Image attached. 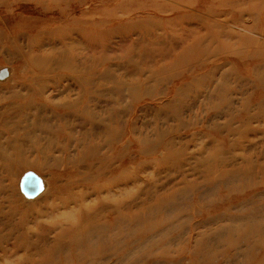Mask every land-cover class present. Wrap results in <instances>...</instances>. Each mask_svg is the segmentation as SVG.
<instances>
[{
	"label": "rangeland",
	"instance_id": "374dc122",
	"mask_svg": "<svg viewBox=\"0 0 264 264\" xmlns=\"http://www.w3.org/2000/svg\"><path fill=\"white\" fill-rule=\"evenodd\" d=\"M263 61L264 0H0V106L121 114L4 174L0 264H264Z\"/></svg>",
	"mask_w": 264,
	"mask_h": 264
},
{
	"label": "bare ground",
	"instance_id": "6f19581e",
	"mask_svg": "<svg viewBox=\"0 0 264 264\" xmlns=\"http://www.w3.org/2000/svg\"><path fill=\"white\" fill-rule=\"evenodd\" d=\"M260 67L263 70L264 63L259 67H255V69L256 70L260 69ZM5 75H6L5 70H1L0 78L4 79ZM94 76L96 77L97 75H94ZM98 78L104 79L105 74L101 73L98 76ZM99 79H97L96 82H99ZM15 82L16 81H14V83ZM260 83L262 86H264V79L262 78V76L260 78ZM15 84H17V82ZM86 85L91 86V88H85L84 91H82L81 93V100L77 101L72 106L71 104L68 105L67 107L68 108L70 107L69 108L70 110L66 114L61 115V116L58 113H51V116H48V112H45V111L43 112L42 105L38 103L37 100L44 99V103L46 105L48 104V101L50 100L45 99L43 97L44 95L40 92L35 94L33 91H31L30 92L31 94L28 95L27 98H24V99L16 95V98H19L18 101H22L21 102L22 104L20 107L13 106L12 108V104L10 102L8 105L10 109H6L7 104L5 103H7L6 102L7 100H4L5 101L4 104H1L0 106V161L2 162L3 164L2 166L4 168L3 171L0 172V175L2 176L0 177L1 181L5 173H8V176H11V177L13 176L12 174L15 170L12 172V169L14 167L31 168L34 165L39 168L45 167L46 164H48L53 158L50 151L52 150L54 145L57 146L60 142H62L64 144V147L66 148L67 141L69 142L70 140L75 139L73 138L72 135H66V133L68 132H73V133L78 132L75 126L85 127L89 125L91 126V128H95L98 131L102 127L108 128L109 126V128H111V131L114 132L113 128L118 123V120L116 118H118V115H121V114H114L113 117H110L111 120L108 121L109 125L106 126L105 124L106 120L104 119L105 120L104 121L101 118V115L99 113V108L101 106L98 104L99 103L98 99L104 98L105 95L109 96V98L112 100L110 91H108L106 94H104L103 92L102 94L101 93L102 91L100 92L98 89V87L102 85V83L100 82L94 84L92 81L88 80ZM9 87L10 86H6V88H9ZM3 88L4 87H1L0 91ZM118 88L120 89L121 87H116L112 91V93H114ZM97 92L99 93L98 95L96 94ZM113 96H114L113 101L118 102V100L115 99V93L113 94ZM47 106H49V104ZM66 109L67 108H65V110ZM12 121H16L18 123V126H14V127H12V125L9 126L10 125L9 123ZM20 129H22L23 131L20 132ZM42 133L46 135H43ZM95 134L97 138L98 134L97 133ZM99 137L100 136H98V139ZM80 139H81V143H84V142L87 143L85 149L88 148L89 145H91L92 143V142L89 143L88 139H86L83 135L82 137H80ZM13 143H14V146H13ZM27 145H28V149H27ZM79 145L81 144L80 143L76 144L78 148L81 147ZM92 145H91V148H92ZM10 149H12V151H10ZM27 151H32V153L35 155V159L30 160L27 157H25V154ZM83 154L81 155L83 156ZM67 158L69 159L70 162L74 161V159H70V156H68ZM53 160H56V159L53 158ZM58 160L59 159H57L54 162V165H56ZM30 171L31 170H27L25 172L29 173ZM25 172L19 177V180H18L19 190L21 187L23 189L24 186L27 185L28 179L25 177L26 175ZM38 175H41V174H38ZM38 175L30 177L32 182H30L29 184V187L31 188L29 190L32 191L31 194H35V195L37 194L36 196H40L45 191V189L47 188V182H48L45 179H43V184H42V181H40L41 179L40 180L37 179V177L39 178ZM40 184L44 186V190L42 192V189H43L42 188L39 192H36V188L39 187ZM3 191L4 189L2 185L0 184V193ZM30 200H32V197ZM18 204L19 203L17 201L16 204L15 203L13 204V206L14 205L20 206ZM2 207L3 206L0 205V208ZM194 244L196 245V243Z\"/></svg>",
	"mask_w": 264,
	"mask_h": 264
},
{
	"label": "water",
	"instance_id": "95a60500",
	"mask_svg": "<svg viewBox=\"0 0 264 264\" xmlns=\"http://www.w3.org/2000/svg\"><path fill=\"white\" fill-rule=\"evenodd\" d=\"M32 176H34L33 174H31V175H28L27 176V179H28V182H27V185L26 186H24V188L23 189H29L28 187H29V184H30V182H32L31 181V179H30V177H32ZM36 179V178H35ZM38 179V178H37ZM32 180H34V179H32ZM39 180V179H38ZM36 182V181H35ZM41 190V184H40V186H39V188L37 189V191L36 192H39ZM30 191V190H29Z\"/></svg>",
	"mask_w": 264,
	"mask_h": 264
}]
</instances>
